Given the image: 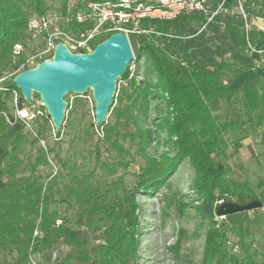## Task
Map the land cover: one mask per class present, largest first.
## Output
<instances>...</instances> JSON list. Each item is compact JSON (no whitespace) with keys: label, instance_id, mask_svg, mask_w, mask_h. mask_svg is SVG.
<instances>
[{"label":"trees","instance_id":"1","mask_svg":"<svg viewBox=\"0 0 264 264\" xmlns=\"http://www.w3.org/2000/svg\"><path fill=\"white\" fill-rule=\"evenodd\" d=\"M56 1L60 3V12L65 14L68 0H0V79L7 77L0 90V252L14 256L11 262L0 259V264H28L29 257L35 264H42L39 259L43 264H138L135 196L167 179L182 159H188L194 168V189L202 199L197 210L210 222L200 264H262L253 260L252 244L243 242L240 235V252L232 253L225 234L214 221L216 209L223 202L246 205L258 200L264 205V192L257 195L245 183L229 179L230 167L215 164L213 160V156L228 157L226 151L231 146L238 152L246 138L232 121L222 123L215 118L208 106L214 101L225 102L231 108L230 102L239 91L224 78L237 64L220 61L210 69L177 49L182 63L180 76L168 51L181 38V24L203 26L204 18L181 14L169 21L141 22L142 27L151 26L169 40L166 50L152 46L150 38H141L139 50L150 58L156 72V88L168 96L169 110L163 122L174 139L172 160L157 163L145 152L149 136L139 128L138 113L154 93L128 79L129 68L120 78L126 81V87L122 88L121 96H114L109 109L112 120L106 119L101 126L90 123L81 129L69 148L74 149L75 143L83 138L88 141L86 148L62 157L61 132L55 134L52 144L39 145L40 140L45 143L47 140L50 122L47 114L36 125V138L31 139L27 126L9 106L13 91L17 93L18 108L28 106L12 83L14 76L8 80V75L23 61L19 57L18 63L12 65L13 47L25 38L29 20L45 15ZM83 1L78 0L77 6ZM242 1L252 6L257 4V0ZM234 2L227 0L226 6L231 7ZM234 20L233 16H224L213 25L226 28L236 50L245 54L243 28L241 22L235 24ZM249 37L256 48L263 47L257 33L251 32ZM251 57L258 59L256 55ZM253 71L257 75L254 87L258 92V107L248 110L246 97L241 96L245 120L240 125L249 124L258 129L264 128V67H254ZM114 102L118 105L114 106ZM130 127L134 128L133 132ZM126 144L135 146V153L144 161L131 186L119 173L126 172L134 162ZM41 167L51 172L40 174ZM257 187L263 188L264 182L260 181ZM52 206H63L65 214L73 213L76 228H71L60 213L51 211ZM238 229L241 231V227Z\"/></svg>","mask_w":264,"mask_h":264},{"label":"rangeland","instance_id":"2","mask_svg":"<svg viewBox=\"0 0 264 264\" xmlns=\"http://www.w3.org/2000/svg\"><path fill=\"white\" fill-rule=\"evenodd\" d=\"M209 1L212 5H215L220 0ZM77 4L78 0H68L67 2V6H70L71 9ZM244 5L252 26L264 22V4L257 0V4L254 6L246 2H244ZM60 8L59 2H53L46 14L48 17H54L56 24L62 26ZM234 23L240 24L239 18L235 17ZM201 27L195 24L180 25L181 38L177 40L174 47L168 50L172 56L174 67L180 76H182V63L177 56V49L183 50L193 56L200 66L210 69L214 68L220 61L236 63V67L233 68L231 73H226L224 78L225 82L231 81V86L239 91L230 102L231 108L225 102L215 103L214 101H211L208 106L213 116L220 122L232 121L234 126L244 132V134H248L263 142L262 133H264V128L254 131L253 129H249L248 125H240V122L245 120L240 98L243 95L246 97V107L248 110L257 109L258 92L256 87H254L257 75L253 71V68L258 66L264 67V56L261 60L259 59V62V60L254 59L247 52L240 54L232 43L231 33L226 28H223V26L212 24V26H207L204 30ZM128 40L133 54V59L128 66V79L135 80L141 88H147L150 92L154 93V97L149 98L145 107L138 113L139 128L146 131L149 136L145 152L147 156L154 159L157 163L164 162L166 161L165 159L172 160L174 157L172 149L174 139H171L168 135L163 122L169 110L166 107L168 96L159 88H156V72L150 58L139 50V47L142 46V39L128 36ZM149 42L154 47L166 50L169 48V40L162 36L152 37ZM21 43L23 44L22 57L26 59L39 48L40 38L34 36L30 39V35L26 34ZM12 60V65H14L18 63L19 59ZM18 66L17 70L8 75V80L13 76L15 77L17 73L22 72L21 66ZM124 87H126V81L118 79L116 86V95L118 97L121 96L122 88ZM13 99L14 93H12V99L9 102L11 108H13ZM32 100V104H27L28 106L24 108L28 109V114L29 111L32 113L28 117L30 127H27L26 130L32 134L31 139H34L36 138V125L42 121L43 116L47 112L42 107L41 101L36 94H33ZM64 101L67 107L65 118L60 128V132L63 135L61 144L62 157L66 153L71 156L74 152H81L86 148L88 144L86 138H83L78 144L75 143L74 149L69 148V143L75 140L81 129L90 123H95V104L89 90L84 95L66 94ZM116 105L118 103L114 102V106ZM13 112L16 116L14 109ZM107 120H112L111 112ZM47 127L46 143L43 140L39 141V145L43 147L46 144H52L56 134L51 120ZM129 130L133 132L134 128L130 127ZM253 131L254 133H252ZM257 143H255V146H252L251 150L249 140L246 137L241 142V148L238 152H234L231 146L226 151L228 157L213 156V160L215 164H225L230 167L231 171L228 173L229 179L245 183L257 195H260L261 192H264V187H257L258 178L256 177L255 164L257 163L259 166V159L262 160L261 154H264V147L259 142ZM125 147L130 148L134 162L129 165L126 172L120 170L119 173L123 174L126 184L131 186L134 184L140 168L144 165V161L135 153V146L126 144ZM248 149L250 150V155H254L253 160H250L249 153H247ZM230 154L232 155L230 156ZM51 168L55 171L53 165ZM38 172L40 174H48L51 171L49 168L41 167L38 169ZM194 179L195 171L190 161L182 159L167 179L148 191H139L136 194L138 264H200L202 262L206 236L210 230V222L203 219L197 210L202 199L194 189ZM53 210L60 213L68 221V225L71 228H76L75 215L73 213L65 214L63 206H52L51 211ZM214 221L220 232L225 234L228 241L227 246L232 253L238 254L240 252L242 244L239 238L240 235L243 242L252 244L254 253L251 252V255L255 257V253L262 254L261 246L264 245V212L262 210L258 209L228 215L225 219H220L217 216L214 218ZM58 222H56L57 225H59ZM239 227H241V231H239ZM36 234L38 233L36 232ZM249 235H252L255 240L252 242L244 240ZM235 247L238 248L237 253L234 252ZM12 257L14 256L8 252H0V259H6L11 262ZM39 261L43 264L42 260L39 259ZM28 264H35L34 261L32 262L31 257H29Z\"/></svg>","mask_w":264,"mask_h":264},{"label":"built area","instance_id":"3","mask_svg":"<svg viewBox=\"0 0 264 264\" xmlns=\"http://www.w3.org/2000/svg\"><path fill=\"white\" fill-rule=\"evenodd\" d=\"M226 1L220 0L212 5L209 0H85L80 6L76 5L72 9L67 6L66 14L61 13L62 26L57 25L54 17H48L47 14L32 17L28 22L26 34L30 35V39L34 36L40 38L39 48L24 59L23 44L18 43L13 47L12 57L13 59L22 57L20 66L23 71L25 67L34 68L40 61L50 59L57 43L64 44L72 53H88L104 38L117 32L125 34L127 38L128 36L136 38L160 36L151 26L142 27L143 20L169 21L181 14H197L204 18L202 30L220 17L239 18L247 53L250 56L256 55L257 60H261L264 56V22L252 26L242 0H235L231 7L226 6ZM258 1L264 4V0ZM251 32L259 35L262 48H256L251 43L249 37ZM6 79L7 77L0 79V90H3ZM12 93H14L12 106L16 116L29 127L28 117L32 113L29 111L28 114L26 108L19 109L17 93L16 91ZM260 210L264 212V205ZM218 218L225 219V217ZM234 250L237 253L238 248L235 247Z\"/></svg>","mask_w":264,"mask_h":264},{"label":"water","instance_id":"4","mask_svg":"<svg viewBox=\"0 0 264 264\" xmlns=\"http://www.w3.org/2000/svg\"><path fill=\"white\" fill-rule=\"evenodd\" d=\"M132 59L129 40L123 33L109 35L88 53H72L64 44L57 43L50 59L18 73L12 83L27 104H32L33 94L39 97L55 133L60 132L65 118L66 94L84 95L89 90L95 104V124L101 126L109 116L117 80ZM261 207L258 200L246 205L227 201L217 207L216 215L226 217Z\"/></svg>","mask_w":264,"mask_h":264},{"label":"crops","instance_id":"5","mask_svg":"<svg viewBox=\"0 0 264 264\" xmlns=\"http://www.w3.org/2000/svg\"><path fill=\"white\" fill-rule=\"evenodd\" d=\"M248 127H249V129H253L254 131H257V130L261 129V128L254 129L249 124H248ZM254 131L252 133H254ZM245 136L247 137V140H249V147H250L251 150H252V146H255V143L258 144L257 142H259V144H261V146L264 147V143H263L264 141L261 142L258 139H255V138L251 137L248 134H245ZM260 138H261V136H260ZM262 138H263V133H262ZM247 153H249L250 160H253L254 159V155L253 154L250 155V150L249 149H248ZM261 157H262V160L259 159V166L257 165V163L255 164L256 171H257L256 172V177L258 178V180H257L258 183L260 181L264 182V154H261ZM244 240H246L247 242H252L255 239H253L252 235H249V236L245 237ZM261 247H262V254L259 253L260 254L259 255L258 253H255V255H256L255 257L252 255L253 256V260L256 261V262H259V263H262V261L264 260V245H262ZM251 252L254 253V249H252Z\"/></svg>","mask_w":264,"mask_h":264}]
</instances>
